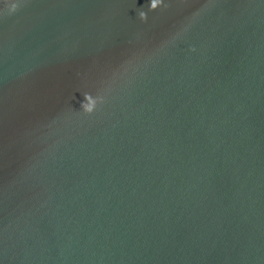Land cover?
Listing matches in <instances>:
<instances>
[{"label": "water", "instance_id": "water-1", "mask_svg": "<svg viewBox=\"0 0 264 264\" xmlns=\"http://www.w3.org/2000/svg\"><path fill=\"white\" fill-rule=\"evenodd\" d=\"M0 264H264V0H0Z\"/></svg>", "mask_w": 264, "mask_h": 264}, {"label": "clouds", "instance_id": "clouds-1", "mask_svg": "<svg viewBox=\"0 0 264 264\" xmlns=\"http://www.w3.org/2000/svg\"><path fill=\"white\" fill-rule=\"evenodd\" d=\"M162 3V0H150V10H155L157 9ZM13 10L15 9V5L12 6ZM139 18L141 20H146L147 19V14L145 12H140L139 13ZM87 103L83 105L84 110L88 113H91L93 111L95 101L92 99L91 96H87Z\"/></svg>", "mask_w": 264, "mask_h": 264}]
</instances>
